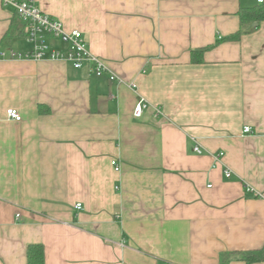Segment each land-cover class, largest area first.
Instances as JSON below:
<instances>
[{
  "label": "crops",
  "instance_id": "obj_1",
  "mask_svg": "<svg viewBox=\"0 0 264 264\" xmlns=\"http://www.w3.org/2000/svg\"><path fill=\"white\" fill-rule=\"evenodd\" d=\"M260 4L37 0L104 62L95 77L10 58L31 45L0 0V264L29 244L44 264H264L229 255L264 246V21L228 39Z\"/></svg>",
  "mask_w": 264,
  "mask_h": 264
},
{
  "label": "built area",
  "instance_id": "obj_2",
  "mask_svg": "<svg viewBox=\"0 0 264 264\" xmlns=\"http://www.w3.org/2000/svg\"><path fill=\"white\" fill-rule=\"evenodd\" d=\"M263 3L264 0H257ZM4 5H10L15 15L24 26V39L31 45V51L25 54H16L10 52V58L27 59L33 61H62L70 64L75 70L86 69V71L95 77H100L108 73L104 62L94 57L88 50L82 33L78 30H66L62 23L46 14L37 6V0H3ZM58 42L63 46V50L53 49L52 43ZM3 56V54H1ZM110 80H115V76L110 74ZM131 87H135L133 84ZM149 104L144 99H139L134 105L132 115L139 119ZM159 108H154V115H161ZM8 120L20 121V115L14 109H7L5 112ZM249 127L243 128V133H249ZM195 154H201L202 150L198 145L193 147ZM222 153L215 154V161H219ZM111 166L117 172L118 163L115 160L110 161ZM224 176L228 178L230 171L225 170ZM81 209L78 203L74 207Z\"/></svg>",
  "mask_w": 264,
  "mask_h": 264
},
{
  "label": "trees",
  "instance_id": "obj_3",
  "mask_svg": "<svg viewBox=\"0 0 264 264\" xmlns=\"http://www.w3.org/2000/svg\"><path fill=\"white\" fill-rule=\"evenodd\" d=\"M240 28L228 39L236 40L244 32L243 26H251L253 22L264 21V2L252 9H243L239 11ZM202 50L191 52V62H202ZM41 107H39L40 110ZM38 110V111H39ZM41 112V110H40ZM229 255H235L239 260L246 263L259 262L264 260V246L256 251L235 252ZM26 264H44V250L40 244H29L26 247Z\"/></svg>",
  "mask_w": 264,
  "mask_h": 264
}]
</instances>
